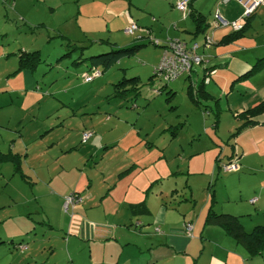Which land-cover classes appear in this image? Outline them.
<instances>
[{
  "label": "rangeland",
  "instance_id": "obj_1",
  "mask_svg": "<svg viewBox=\"0 0 264 264\" xmlns=\"http://www.w3.org/2000/svg\"><path fill=\"white\" fill-rule=\"evenodd\" d=\"M179 1H0V47L39 51L42 60L31 72L36 81L32 90L0 74V85L5 86L7 76L18 91L0 88V264L143 263L138 257L147 254L149 236L159 239L163 231L152 222L146 225L160 208L191 225L193 242L207 239L201 241L205 255L217 247L226 255L241 256V264H264V249L254 258L241 246L235 254L230 240L217 241L213 235L223 232L219 227L204 224L210 192L217 191L221 199L227 193L236 196L238 187L250 190L260 177L238 165L247 120L225 107L218 110V102L196 101L184 76L168 83L153 76L163 55L160 46L189 38V22L175 8ZM193 1L203 15L209 17L212 11V22L216 1ZM235 8L242 17L240 6ZM219 13L229 20L222 9ZM254 14L233 43L235 55L242 58L264 55V8ZM128 17L137 26L132 36L124 33ZM220 32L234 33L208 29L205 36L216 42ZM205 36L195 41L201 55ZM138 43L144 46L134 55L120 57L106 70L95 66L101 75L83 82L84 74L91 73V57ZM0 62V73L16 68L11 55ZM195 68L191 78L198 84L204 77L201 66ZM263 69L256 80L264 86ZM135 77L137 88L123 83ZM83 133L89 134L85 144ZM233 160L235 171L216 168ZM69 196L77 202L65 205ZM138 203L147 206L150 216L141 211L144 207L132 208ZM213 208L243 215L239 220L248 233L264 226V210L248 203L246 211L222 203ZM137 221L144 226L138 228ZM176 225L171 224L173 230L180 228ZM197 251L198 244L193 253ZM201 260H206L204 255Z\"/></svg>",
  "mask_w": 264,
  "mask_h": 264
},
{
  "label": "crops",
  "instance_id": "obj_2",
  "mask_svg": "<svg viewBox=\"0 0 264 264\" xmlns=\"http://www.w3.org/2000/svg\"><path fill=\"white\" fill-rule=\"evenodd\" d=\"M0 1L6 2L7 0H0ZM215 1H216L215 4L217 6V9L218 10L222 9V14L224 15L225 13H227L228 14L227 16L230 17L228 21H234L239 17L237 15L240 11L235 8V5L237 6V4L233 3V1L228 3L226 6L221 5L220 0H214V2ZM193 2H194L193 0H189L188 13L190 14V11L195 12L197 14L202 15L205 18L206 22L202 25V28L205 30L203 33L205 36V32H208V29L211 30L210 27H208L211 22L208 23L209 22L208 20H210L209 17H211L212 11L211 12L209 11L208 13L209 17H207L201 13L200 9L197 6L193 5ZM254 17L255 14L250 18V20H252ZM189 18L190 16L188 15L185 19H183V21L188 20L189 22V25L186 26L187 29H189L190 31L185 32L189 35L188 40L186 41L178 37L180 41H183L186 44L195 42L199 36L203 35L200 34L197 37H193L195 26L192 20L190 19L191 20L190 21ZM127 19L130 18L128 17ZM225 19H227V17ZM213 35H215V33H213L212 36ZM218 35L220 37L219 40H217L216 42L213 41V45L208 50L202 51V55L205 59V62L200 66L202 68L203 77L205 78L206 76H208V83L204 85L203 83L204 78H202L198 84L193 83L191 76L193 73L194 74L196 73L195 67L191 70L190 74L183 75L184 76L183 80L188 82V88H190L191 92L193 93L192 95H194L196 98L200 99L201 97L204 103H207V101L210 100L214 102H218L219 103L218 110L225 107L228 112H233L234 115H239L245 112L246 110L252 109L257 105L261 104L262 102H264V86L261 83H257L256 80L258 79L257 74L259 75V73L250 75L249 77L241 78V80L239 79L240 77L244 76L247 72H249L251 68L258 62V60L264 59V55L262 57L257 56V57H250L248 59L239 57L238 55H235V51L233 47L235 45L233 43H235L236 41L225 45H222L220 43L225 37H228L230 33L225 34L223 32H220L218 33ZM209 51L211 52L209 53ZM20 52H27V51H24L22 48L20 50L16 48L8 52L6 51V48L4 49L0 47V61L3 60L5 56L7 58L9 55H11L15 59V65L17 68V58ZM205 53L207 54L206 56H204ZM16 68L13 69V71L7 73H5L6 71L5 72L2 71L0 74L4 73L5 75L11 77L12 80H16V82H20L22 84V87L23 85L25 86V91L26 88L28 90H32L33 84L36 83L34 79V75L27 70H22L20 72L13 73L15 72ZM7 76H4L6 80L5 86L3 87L2 85H0V88L1 89L7 88L10 91H17L11 88V84L8 82L10 78L7 79L6 78ZM198 85H202L203 92L196 95L194 89ZM215 97H219L218 101L214 100ZM246 120L252 123L247 127L245 131V135H242L244 138L247 137V139L243 140V144H242L243 146H241L242 153L240 155L238 165L240 166L239 168L244 167L243 170H246L248 172L260 173V177L258 176L255 177L256 183L254 184V186L251 187L250 190L243 191L241 187H238V192L236 193V196L229 195V193H227V196L224 195V197H222L221 199V197L217 196V191H215L214 192L215 203H219V204L222 203L227 207H237L239 205V207H243V211L247 210V203H248L249 205L254 206L256 211L257 210L263 211L264 210V159H263L264 158V111L262 114L255 115L252 118ZM252 133L253 134L256 133V134L249 137V135ZM247 134L249 135L247 136ZM253 156L255 158H253ZM241 177L243 176L239 175L236 177L239 180V183L242 182ZM223 186H225V188H230V186H226L225 183H223ZM250 200H255V202L250 203ZM230 203L232 204L229 205ZM208 205H209V199H206L205 207L208 208ZM230 210L231 209L222 208V210L217 212L215 211V208H213V211L216 214L234 215V212ZM145 211L150 216L151 213L147 210V206L145 207ZM134 213L135 212H133V214ZM239 214H243V213H239ZM168 215L169 212L167 211V209L160 208L158 215L155 217V219H151L152 221L151 220L147 221L146 225H150L149 223L152 222V224L161 227L163 231H161L159 239L155 237L151 238V235L149 236L150 244L148 247H146L148 250L146 252L147 254L143 257L141 256L138 257V260H140L141 258L144 259V262L140 264H179V262H181L182 264H187V260L192 261V263L194 264H241V259H242V258L240 259L241 256L239 257L238 255H233V254L226 255L223 251H221L217 247L213 250L212 253H207V255H205V246L201 245V241L205 243V240H207L203 238L205 226L202 225V228L199 232V236H200L199 240H201L202 238L203 240L193 242L196 239L194 237L191 238V236H189V234L186 232L185 229L186 224L185 223L182 224V222L179 221L177 218H170ZM234 216L240 218L243 215H234ZM174 222L177 224L176 227L180 226V228H175L173 230L171 224ZM242 225L244 228H247L245 227L244 223H242ZM136 226H138V228H141L144 226V223H142L141 221H137ZM209 228L218 229L217 227L214 226H211ZM193 230L194 229L192 228V231ZM143 231L144 229L143 230L141 229L138 232L140 233ZM154 231L156 235L159 234L157 230ZM222 233L223 232H220L221 235L220 236L216 231H213V235H215L217 241L221 238L222 240L228 239L231 241L230 243L234 247L232 249V252L235 254L241 253V251L239 252L235 249V248L239 249L240 246L236 245L231 238H229L224 233L223 234ZM144 234L148 235L147 233ZM196 243L198 244V251L197 253L194 254L193 252L196 250L197 247ZM147 244H144L142 246H146ZM199 247H201V250H199ZM138 250L140 251L141 254H143L142 249L140 247H138ZM177 254L182 255L184 258L183 259L180 258L178 260L174 259L175 257H178L176 256ZM203 255L206 258L205 261L201 260Z\"/></svg>",
  "mask_w": 264,
  "mask_h": 264
},
{
  "label": "trees",
  "instance_id": "obj_3",
  "mask_svg": "<svg viewBox=\"0 0 264 264\" xmlns=\"http://www.w3.org/2000/svg\"><path fill=\"white\" fill-rule=\"evenodd\" d=\"M189 16H190V19L192 20V22L195 26V31L193 33V37H197L200 34H203L205 30L202 28V25L206 22L205 18L202 15L197 14L195 12H191V11H190ZM251 16L248 17L246 20H249L251 18ZM248 22H246L243 30H241L239 32L231 33L228 37H225L220 43L222 45H225V44L236 41L239 37H241L243 35ZM110 45L114 46L113 44H110ZM143 46L144 45L142 43L141 44L138 43L137 45H133L131 47H118V48L115 47V48H112L113 50L111 53L91 57L90 60L92 61V63H91V66H90L88 71H90L92 73V71L95 70L94 69L95 66H97V65H101L102 68L104 70H106V69H108L109 65H111L113 62L118 60L120 57L132 56L136 52H138L140 50V48ZM155 46L157 47L158 45H155ZM160 47L164 48L165 45L163 44ZM41 63H42V60L40 59L39 51L20 52V54L18 55V58H17V68H16L15 72H13V73L20 72L22 70H27V71L32 72ZM263 65H264V59L258 60V62L251 68V70L249 72H247L244 76L240 77L239 79L249 77L250 75H253L254 73L259 72L262 69ZM91 73H85L84 76L89 75ZM84 76H83V78H84ZM153 76H154V74H153ZM138 79L139 78L135 77V78H132L128 81H123V83H125V84L129 83V84L133 85V89H134V88H137ZM194 90H195L196 95L200 94L201 92H203L202 91V85H198ZM188 92H189V94H192L190 88H188ZM195 100L198 101V98H195ZM263 111H264V102H262L261 104L257 105L256 107H254L252 109L246 110L245 112L241 113L239 116L244 118V119H249L255 115L262 114ZM251 123L252 122L246 121L243 126L244 127L249 126ZM217 162H219L218 159H216V163ZM229 162L230 161H228V163ZM219 167H220V165H218V166L216 165V168H219ZM18 168H19V166H18V164H16L15 170ZM209 190L210 189H208V191ZM210 201H211V204L208 208L207 215L204 219V224L205 225H214V226L219 227L224 232V234L226 236H228L229 238H231L234 241V243L236 245L241 246L243 248V250H245V252L249 258H254L257 255H261V252L264 249V226H255L248 233L244 230V227H243L241 221L239 220L240 219L239 217L234 216V215H230V214H216L213 211V204H215L213 192H210ZM136 206L137 207L140 206L141 208L144 207V209H142L141 211L146 212L145 211V205H143L142 203L135 204L132 206V208H134ZM18 245H20V243ZM22 247H24V246H22ZM19 248H20V246H18L16 249H19ZM21 252H23V251H21Z\"/></svg>",
  "mask_w": 264,
  "mask_h": 264
},
{
  "label": "built area",
  "instance_id": "obj_4",
  "mask_svg": "<svg viewBox=\"0 0 264 264\" xmlns=\"http://www.w3.org/2000/svg\"><path fill=\"white\" fill-rule=\"evenodd\" d=\"M231 1L235 2L242 9V17H238L234 21L225 20L219 10L213 14L212 22L208 27L210 29H230L232 32H238L243 28V24L248 17H250L258 8H264V0H220V4L226 6ZM189 0H181L176 3L175 8L183 13L184 19L187 17L189 12L188 10ZM137 31V26L133 24L131 21L129 22L128 27L124 30L126 35H134ZM157 45V43H155ZM165 47L163 48L162 58L157 66L154 69V76L159 78L165 83L171 82L180 78L185 74H190L191 70L197 66L202 65L205 62L203 55L198 54L197 50L199 49V45L195 42H191L190 44H186L183 41L178 40H169L164 43ZM213 45V41L211 36H205L203 42V50L209 49ZM100 73L96 70H93L91 74L85 75L83 78L84 83H90L94 79L98 78ZM204 84L208 83V76H206L203 80ZM89 137V134H82V143L84 144ZM221 169L223 171H235L238 169L237 163L235 161H230L227 164H222ZM77 199L73 196H69L65 199V205L67 204H75ZM255 200H250V203H254ZM186 232L188 234L191 233L192 227L191 225H185ZM20 251H24L26 248L20 246Z\"/></svg>",
  "mask_w": 264,
  "mask_h": 264
},
{
  "label": "clouds",
  "instance_id": "obj_5",
  "mask_svg": "<svg viewBox=\"0 0 264 264\" xmlns=\"http://www.w3.org/2000/svg\"><path fill=\"white\" fill-rule=\"evenodd\" d=\"M101 75V74H100ZM95 80V79H94ZM84 82V81H83ZM91 83V82H90Z\"/></svg>",
  "mask_w": 264,
  "mask_h": 264
}]
</instances>
